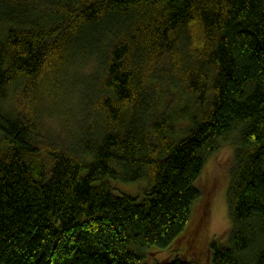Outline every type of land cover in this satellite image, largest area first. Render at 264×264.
I'll use <instances>...</instances> for the list:
<instances>
[{
    "label": "trees",
    "instance_id": "trees-1",
    "mask_svg": "<svg viewBox=\"0 0 264 264\" xmlns=\"http://www.w3.org/2000/svg\"><path fill=\"white\" fill-rule=\"evenodd\" d=\"M231 133L211 264H264V0H0V264H190Z\"/></svg>",
    "mask_w": 264,
    "mask_h": 264
},
{
    "label": "rangeland",
    "instance_id": "rangeland-1",
    "mask_svg": "<svg viewBox=\"0 0 264 264\" xmlns=\"http://www.w3.org/2000/svg\"><path fill=\"white\" fill-rule=\"evenodd\" d=\"M44 122L53 131L60 129V116L56 113L45 114ZM236 134L231 133L207 157L197 180L201 194L194 203L191 222L172 248L181 245V249H185L184 257L190 264H211L209 244L215 238H223L229 228L226 189L233 163ZM137 182L115 181L114 191L140 197L143 195L146 182L145 184L143 181ZM146 254L148 260L155 259V262L172 255V251L153 247L148 249Z\"/></svg>",
    "mask_w": 264,
    "mask_h": 264
}]
</instances>
